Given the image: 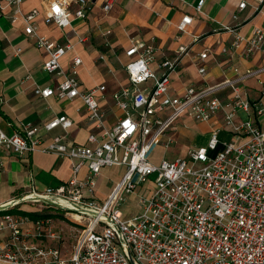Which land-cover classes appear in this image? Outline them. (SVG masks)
Wrapping results in <instances>:
<instances>
[{"label":"built area","instance_id":"1","mask_svg":"<svg viewBox=\"0 0 264 264\" xmlns=\"http://www.w3.org/2000/svg\"><path fill=\"white\" fill-rule=\"evenodd\" d=\"M25 1L0 3L14 6L13 20L21 19L25 33L47 54L44 72L63 78L55 86H38L35 95L80 98L97 131L89 134L86 144H74L64 135L73 125L66 115L55 117L43 128L27 124L13 135L0 127L1 152L26 157L42 151L74 161L68 182L32 191L0 206L6 209L0 211L4 212L0 215V264H264V129L258 124L264 117V92L258 100L243 92L245 83L264 74V65L244 72L236 68L233 78L174 93L171 78L189 48L180 47L173 60L164 59L154 70L156 47L133 40L126 50L129 83L112 95L122 115L107 127V115L100 105L106 87L80 88L82 59L75 56L69 70L62 65L73 44L40 35L36 26L40 11L25 13ZM116 1L105 0L104 11L109 12ZM46 2L47 25L68 28L74 17L85 19L89 12L87 0H77L79 8L74 12L69 1ZM255 2L264 5V0ZM203 5L204 1L198 4L199 12ZM246 5L243 1L239 8ZM192 20L185 16L179 32L185 33ZM223 31L235 34L234 48L245 44L247 57L264 54L263 29L256 28L250 38L231 26H224ZM207 57V51L200 54L202 61ZM199 72L205 76L208 69L199 65ZM260 84L264 85L263 81ZM228 90L229 96L223 99L221 94ZM219 113L223 125L210 134L205 146L191 149L187 157L163 159L159 165L150 161L156 146L169 149L175 142L172 131L181 116L189 114L197 121L210 122ZM57 129L62 134H54L52 142L43 146L42 131ZM223 130L231 131L233 140L215 153ZM116 165L124 168L122 179L107 199L100 201L95 193L102 171ZM153 174L156 179L150 186L148 178ZM144 188L138 195V213L125 217L120 209L125 196ZM23 204L36 206L40 215L32 218L21 213L26 212L21 209ZM52 208L74 220L75 244L69 253L61 247L65 239L53 219L44 216ZM11 210L17 212L9 213Z\"/></svg>","mask_w":264,"mask_h":264},{"label":"crops","instance_id":"2","mask_svg":"<svg viewBox=\"0 0 264 264\" xmlns=\"http://www.w3.org/2000/svg\"><path fill=\"white\" fill-rule=\"evenodd\" d=\"M62 1H69L73 12L79 8L77 0ZM201 1H204V5L199 12L197 6ZM243 1L247 5L240 9ZM87 2V17H74L72 26L68 28L45 23L46 0H26L22 9L25 13L33 9L40 11L36 19L40 35L56 42L73 44L74 49L62 59V65L69 70L75 56L82 59L78 69L82 90L106 87L105 98L100 97V105L107 115V127L113 126L122 115L112 95L129 83L125 70L128 62L126 50L133 40L156 47V61L151 65L154 70L164 59L173 60L180 47L189 48L188 56L172 75L174 93H181L188 86L202 88L233 78L237 75L234 71L236 68L244 72L264 65L263 53L247 57L245 44L234 48L235 34L223 31L224 26H231L242 37L250 38L256 28L264 30V5L259 7L255 0H117L109 12L104 11L105 0ZM13 11L14 6L7 2L0 3V127L6 134L13 135L20 133L27 124L43 128L55 117L66 115L73 125L64 135L74 144H86L89 134L97 130L89 122L80 98L60 100L35 95L38 86H55L63 78L44 72L47 54L37 48L34 40L25 33L23 21L13 20ZM187 15L192 17V23L185 33H180L178 25ZM79 38H85V41L80 42ZM205 51L208 57L202 61L200 54ZM198 64L207 67L205 76L200 74ZM260 81L264 83V74L243 85V92L251 100L262 98L264 85ZM230 92L222 93L221 97L226 99ZM222 118V113H219L210 122H200L189 114L181 116L176 130L172 131L175 142L165 150L163 159L187 157L191 149L205 146L210 134L222 127ZM262 120L258 124L264 129ZM54 134H62V130L57 129L53 133L43 130L42 145L51 143ZM220 139L222 151L224 143L233 140V134L223 130ZM153 154L154 151L150 161ZM73 164L70 158L54 153L34 151L21 157L0 151V206L32 191L42 192L48 187L68 182L73 176ZM115 168L122 170L117 184L122 179L124 168L122 165ZM83 171L85 174L86 170ZM103 171L98 188L104 179ZM115 185L106 192L105 198L96 197L100 201L106 200ZM25 211L40 215L36 206ZM45 212L53 219L56 230L64 236L61 247L69 253L75 244V226L61 210L52 208Z\"/></svg>","mask_w":264,"mask_h":264},{"label":"rangeland","instance_id":"3","mask_svg":"<svg viewBox=\"0 0 264 264\" xmlns=\"http://www.w3.org/2000/svg\"><path fill=\"white\" fill-rule=\"evenodd\" d=\"M242 115L246 116L244 113H242ZM262 127H264V117L262 120ZM156 147L153 150L154 154L151 157V161L153 163H155L156 165H159V164H161V162L163 160L164 152L166 149H164L165 147L163 148L162 146L157 147V149H156ZM219 151H221L220 146L218 147V149L215 153H217ZM103 174H104V179L102 180V183L100 184L99 188H97L98 190H96V193H95V195L99 198H105L104 196H105L106 192L110 188H112V186L115 185L116 182L119 180V178L122 174V170L120 168L109 167L108 169H105L103 171ZM83 175H84V171L81 173V176H83ZM155 179H156V174H153L148 178V181L151 183L150 186L153 185V181ZM144 190H145V188L143 190L139 189L138 191H136V193L128 194L125 196L126 200L123 203H121V206H120V209L123 212V215L125 217H128V216H131L133 214L138 213V211L140 209V206L138 203V198H139L138 195H140V192H143ZM30 208H32V205H29V204L21 205V209L24 211L27 209H30ZM70 221L74 222V220H70Z\"/></svg>","mask_w":264,"mask_h":264},{"label":"trees","instance_id":"4","mask_svg":"<svg viewBox=\"0 0 264 264\" xmlns=\"http://www.w3.org/2000/svg\"><path fill=\"white\" fill-rule=\"evenodd\" d=\"M9 213H13V212H17V211H8ZM4 212H0V215L1 214H3ZM21 213H23V214H28L29 216H31L32 218H37L39 215L38 214H36V213H26V212H21ZM44 216H48V217H51L50 215H47V214H45Z\"/></svg>","mask_w":264,"mask_h":264},{"label":"water","instance_id":"5","mask_svg":"<svg viewBox=\"0 0 264 264\" xmlns=\"http://www.w3.org/2000/svg\"><path fill=\"white\" fill-rule=\"evenodd\" d=\"M4 210H6V209H5V208H1V207H0V211H4Z\"/></svg>","mask_w":264,"mask_h":264}]
</instances>
